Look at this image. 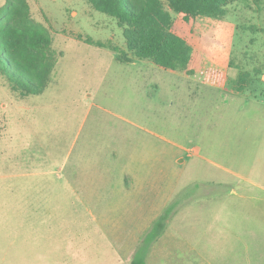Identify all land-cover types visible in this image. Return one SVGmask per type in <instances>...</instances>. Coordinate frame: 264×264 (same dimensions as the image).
<instances>
[{"label": "rangeland", "instance_id": "1", "mask_svg": "<svg viewBox=\"0 0 264 264\" xmlns=\"http://www.w3.org/2000/svg\"><path fill=\"white\" fill-rule=\"evenodd\" d=\"M29 3L59 60L42 94L14 90L0 70V187L39 170L50 172L40 185L65 190L46 238L42 221L21 227L25 209L0 200V264H129L171 204L147 264H259L260 253L235 241L240 230L264 237V75L241 94L207 76L121 62L88 42L126 49L112 16L85 0ZM230 8L220 21L177 14L174 28L235 77L231 58L264 65V1Z\"/></svg>", "mask_w": 264, "mask_h": 264}, {"label": "trees", "instance_id": "2", "mask_svg": "<svg viewBox=\"0 0 264 264\" xmlns=\"http://www.w3.org/2000/svg\"><path fill=\"white\" fill-rule=\"evenodd\" d=\"M85 1L115 18L122 29L126 49L101 40L89 39L88 42L115 51L121 62L145 60L187 77L207 76L209 83L228 84L234 92L241 94L258 91L260 83L262 85L264 65L250 70L246 61L231 58L229 66L238 72L235 77H229L220 63L174 28L177 14L188 23L198 18L224 20L235 0ZM254 1L261 3L264 0ZM58 60L51 31L33 17L29 0H6L0 6V70L12 88L23 95L42 94L52 83ZM260 95H264V83L260 86ZM174 206L168 205L157 217L129 264H147L151 246L165 231Z\"/></svg>", "mask_w": 264, "mask_h": 264}, {"label": "crops", "instance_id": "3", "mask_svg": "<svg viewBox=\"0 0 264 264\" xmlns=\"http://www.w3.org/2000/svg\"><path fill=\"white\" fill-rule=\"evenodd\" d=\"M41 174H50V172L30 170L17 174V180L15 185L0 187V195H9V198H0V200L3 202L15 201L21 209H25L21 217L22 220L19 222L21 227H24L31 223L36 224L38 221H42V223H44V226L42 228H39L36 232H39L38 236L46 238L48 237V233L45 228V222H49L51 215H53L54 218L55 210L51 211V209H53V207L56 205L57 191L59 190V192H63V190H65L63 188L65 187H56L54 185H40L38 179ZM226 215H231V213H228ZM244 225H246L245 222ZM238 233H240V235L236 233V238L238 239V241L235 242L239 244L241 251L244 252L246 255L253 251L256 254L260 253L259 264H263V235L258 233L253 234L251 236L252 240H249L247 238L246 230H240ZM250 242L254 243V249L252 251H250L249 249V245H251Z\"/></svg>", "mask_w": 264, "mask_h": 264}]
</instances>
